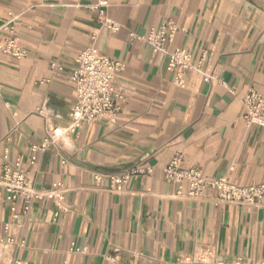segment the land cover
Segmentation results:
<instances>
[{"label":"crops","instance_id":"crops-1","mask_svg":"<svg viewBox=\"0 0 264 264\" xmlns=\"http://www.w3.org/2000/svg\"><path fill=\"white\" fill-rule=\"evenodd\" d=\"M98 1L0 0V27L12 17L27 52H0V170L20 161L35 189L52 195L33 199L25 215L19 199L14 219L0 192V264H264V197L258 208L174 199L178 185L163 174L179 156L182 169L209 178L264 184V128L245 122L242 102L250 90L264 96V0H106L117 32L84 7ZM165 20L177 26L167 51L191 55L184 87L168 55L145 42ZM93 40L124 64L116 122L83 125L32 153L69 125V77ZM132 172L117 191L112 178Z\"/></svg>","mask_w":264,"mask_h":264},{"label":"built area","instance_id":"built-area-1","mask_svg":"<svg viewBox=\"0 0 264 264\" xmlns=\"http://www.w3.org/2000/svg\"><path fill=\"white\" fill-rule=\"evenodd\" d=\"M107 6L108 2L106 0H99L96 4L88 3L84 5L86 9L98 11L103 16L102 27L111 32H117L121 26L104 16L103 9ZM11 21L12 17L0 27V31H7L10 34L8 37L0 35V52L16 59L24 58L27 56V52L21 47L19 39L11 26ZM176 32V24L172 20H165L157 28L150 30L145 42L153 53L168 55L167 69L169 71L179 69L174 75L173 83L177 87H184L183 72L192 68L191 55L185 49L178 48L171 52L166 49L167 44L173 40ZM131 36L132 38L135 37L134 35ZM74 64L75 67L69 77L74 86V103L70 113V123L64 129H53L47 133L46 138L40 145L31 148L32 153L45 150L49 143L56 144L64 134L75 133L83 125H89L96 121H102L105 124L116 122L120 110L117 102L123 99V92L121 89H117L114 81L117 73L123 70L124 64L100 55L94 40L76 56ZM50 68L54 71L62 69L57 62L51 63ZM208 79L209 77L206 78V80ZM242 102L245 122L249 125L264 128V96L250 90ZM39 112L42 111L39 110ZM35 158L32 155L30 162L33 163ZM181 162V157L177 156L163 169L164 178L178 185L172 194V198L205 202L216 207L229 204L258 208L261 205L264 197V184L239 186L229 182L226 177H206L200 169L195 167L182 169ZM133 174L135 172L112 178L117 186V191H121L119 185L127 183ZM183 185H185V189ZM53 186L61 187L60 184ZM60 191L59 194L64 192V190ZM0 192L5 193L14 219L19 215L16 207L19 199L22 200L21 214L25 215L29 211L33 199L42 197L45 194L52 196L51 193H40L35 189L29 177V171L22 167L20 161L2 166L0 170ZM211 255L212 253L208 249L205 256L209 257ZM213 264L227 263L215 261ZM231 264L256 263L238 258Z\"/></svg>","mask_w":264,"mask_h":264}]
</instances>
